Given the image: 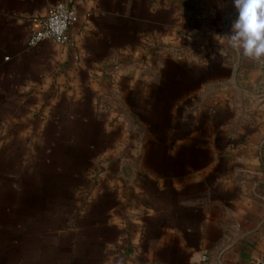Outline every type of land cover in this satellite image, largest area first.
I'll return each mask as SVG.
<instances>
[{
    "label": "crops",
    "instance_id": "obj_1",
    "mask_svg": "<svg viewBox=\"0 0 264 264\" xmlns=\"http://www.w3.org/2000/svg\"><path fill=\"white\" fill-rule=\"evenodd\" d=\"M58 1L67 40L28 47ZM237 17L233 0H0V264L264 255V60L227 46Z\"/></svg>",
    "mask_w": 264,
    "mask_h": 264
},
{
    "label": "clouds",
    "instance_id": "obj_2",
    "mask_svg": "<svg viewBox=\"0 0 264 264\" xmlns=\"http://www.w3.org/2000/svg\"><path fill=\"white\" fill-rule=\"evenodd\" d=\"M238 17L227 46L252 61L264 60V0H233Z\"/></svg>",
    "mask_w": 264,
    "mask_h": 264
},
{
    "label": "built area",
    "instance_id": "obj_3",
    "mask_svg": "<svg viewBox=\"0 0 264 264\" xmlns=\"http://www.w3.org/2000/svg\"><path fill=\"white\" fill-rule=\"evenodd\" d=\"M76 21V11L72 5L58 1L51 5L43 18L32 20V29L27 40L28 47H35L44 40L63 43L67 40V31ZM205 259V256L202 257ZM255 264H264V255L255 260Z\"/></svg>",
    "mask_w": 264,
    "mask_h": 264
}]
</instances>
